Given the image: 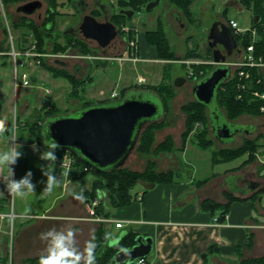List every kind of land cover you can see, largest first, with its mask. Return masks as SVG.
Returning <instances> with one entry per match:
<instances>
[{
	"label": "rangeland",
	"instance_id": "rangeland-1",
	"mask_svg": "<svg viewBox=\"0 0 264 264\" xmlns=\"http://www.w3.org/2000/svg\"><path fill=\"white\" fill-rule=\"evenodd\" d=\"M40 1L43 2V7L37 10L34 15L28 16V18L38 27H42L41 31L43 33L44 26L48 23V16H52L49 14L51 7L56 16L52 38L44 40V50L36 51V48L34 49L35 59H30L31 66L24 69L30 75L29 87H22L21 80L18 88L16 87L15 69L12 58L9 52L0 54V102L3 105L1 116L2 118L11 120V130H13L11 136L7 137L5 135V128L0 126V150H6L12 144L17 146L20 145V150L23 155L18 159L15 165H12L14 172L13 178L19 180L31 169L34 174L33 182L36 185L35 192L28 193L24 197L10 195L7 191L6 181L11 178L12 172L7 166H3L4 179L0 184L2 185L1 188L3 193L7 195L8 208H12L15 213L20 214L21 211H26L30 208L29 205L32 204L34 200L41 198L53 202L62 197L70 198L73 195L81 196L80 201L85 205V208L87 204L96 200L94 196L87 193L90 190L89 188L93 180L92 173L80 175L79 177L81 179L73 184V182H67L66 172L62 170V167L58 165V163L40 159V152L44 150V147L41 144L42 140L40 138L39 125L42 122V118L46 116L45 112L52 108V104L56 106V110L60 113H70L79 110L81 106H83L85 100L94 102V100H96L95 98H98V93L101 88L106 92V97L112 95L114 91H118L121 95H125L135 88L142 89L145 88L144 86H157L163 82L164 76L167 77V83L169 82L173 85L175 95L167 102L168 110L164 115L162 125L155 129L154 146L156 147L170 138L173 141L174 150L172 152H160L158 155H146L137 150V144L129 155L124 168L144 172L149 166V163H153L157 172H175L176 178L187 179L194 169L191 165V161L196 162L201 171L205 167V163L196 161V159L199 158H196L197 154L195 150L189 149L187 151V147H193V149L198 148L206 152L204 155L213 156L215 152L222 149L239 148L245 145L246 141H253L257 146L252 160L245 162L249 158V154H246L239 159L245 162L242 166L239 164L238 167V162L236 164H234V162H228L225 164L224 168L229 169L226 171L222 169L221 172H234L249 165L247 168L252 170L255 168L254 166H256L258 169H262L264 173V113L261 115L247 114L236 120V122L245 121L260 123L262 126L256 134L250 137L228 140V142L225 143L226 146H221L215 142L209 123L206 126L207 133L203 132L204 130L201 127H195L193 130L188 129V114L184 110L185 105L196 100L192 89L193 85L196 83V69L198 66L209 64L216 67L218 65L215 64L212 52L207 44V37L211 27L217 22L224 23L223 20L225 18L237 21L244 30L252 29L254 13L252 10L244 8L239 0H197L193 6L194 16L192 19H187V17L180 12L183 17L184 27L176 20L175 13L178 12V10L166 0H163L152 13H147L144 9L135 11V16L132 19H125L122 26L135 30L137 48H135L133 54L122 52L114 55L108 54L106 56L98 49V44L92 40H84L81 36V40L76 39L77 41H75L73 38L71 39V37L64 36V32H66L70 26L74 28L80 26V17L75 14V10L72 6V2L76 0H52L54 3L49 0ZM102 1L112 5L118 11L120 10L117 6V0ZM229 1L235 2L234 7H225ZM22 4L24 3H8L5 0H0L2 15L0 18V43L7 39L5 45H8V43H11V39H13L15 45L17 44V39L24 38L26 29H18L16 25L14 26V24L19 23L23 17V14L17 12V8ZM159 21L163 24V29L169 40L174 58L172 60L160 61H158L159 59L157 58L158 60L151 63L144 62V60L140 61V59L137 58L139 39L143 37L146 38L147 31L156 30ZM121 31L122 29L119 30L118 33L123 40L126 34ZM27 38L31 41L29 44L34 42L32 32H30ZM79 42L84 43V45ZM33 46L31 49H33ZM64 47L66 49H64ZM194 50H197V55H200L201 58L184 60L188 51ZM102 57H104L105 63L109 64L110 67H108L107 72L101 70L96 72L97 74L95 75L94 81L91 83L92 86L90 85L92 88L91 90L88 89L84 96H82V92L84 90L83 85L87 83L85 79H83L84 83L78 88L77 94H72L74 88L70 82L63 77L57 76V71H66L75 76L78 81H83L78 78L79 74L74 75L73 69L75 65L79 63L83 64V68L85 67V72H87L88 69L94 67L92 64L94 63L93 61H96L95 58ZM239 58L230 56L226 59L225 63L237 61ZM37 59L40 62H37ZM57 60L66 62L67 66L64 67L56 64ZM19 70L20 74L24 72L22 68ZM143 77H145L146 82L139 84V79ZM177 78H184L186 83L181 87H175L174 83ZM88 80L89 79H87V81ZM45 88L51 89L52 92L50 94L43 93V89ZM45 99L49 101L48 103L50 106L43 111L42 108L47 106L44 105ZM120 100L121 98L119 97L117 99H110L109 102H117ZM213 107L214 109H218L219 104L216 102ZM219 109L220 115L223 113L226 117L224 113L225 110L221 107H219ZM220 120L223 121V119ZM204 138L212 140V144L209 145L207 149L201 148L198 144V141H203ZM42 164L45 166L49 164V168L54 169V175L58 179V182L54 184L51 192H42L46 187L47 181V177H44L40 170V165ZM235 165H237L238 168L234 169L233 166ZM218 166H221V164ZM79 173L81 174V172ZM213 176L216 178L215 175ZM259 178L264 180V175H260ZM204 181V183L199 182L198 185L206 184L207 179ZM140 184L146 185L149 183L140 181L134 192L140 189ZM261 191H264V189ZM104 196L105 194H103L102 198ZM225 197L228 198L227 195ZM75 200L78 199L71 200V202ZM3 201L4 199L0 194V204H2ZM67 202L70 201H66L65 203ZM85 211L90 219L95 220L91 217L87 208ZM99 222L100 221H98V224ZM100 227L104 228L103 225ZM100 227L97 229V232ZM10 236L11 233H8L7 239L9 248L11 247V237L13 235ZM92 247L93 244L91 248Z\"/></svg>",
	"mask_w": 264,
	"mask_h": 264
},
{
	"label": "crops",
	"instance_id": "crops-1",
	"mask_svg": "<svg viewBox=\"0 0 264 264\" xmlns=\"http://www.w3.org/2000/svg\"><path fill=\"white\" fill-rule=\"evenodd\" d=\"M138 46L137 58L140 61L151 63L158 60L156 48L149 45L146 38L139 39ZM102 54L106 56L103 52ZM104 57L95 58L96 61L92 64L94 67L87 72L83 64L75 65L74 75L79 74L78 78L87 82L83 85L82 96L88 89L91 90V83L97 71H108L110 66L105 63ZM61 66L65 67L67 63L64 62ZM95 99V103L109 101L112 95L106 97V92L101 88L98 98ZM235 123L254 128L253 133L239 138L253 136L262 126L256 122ZM189 149L195 150L196 158H199L196 159L197 162L205 163L202 171L196 162L191 161L194 169L187 179L176 178L172 184H140L137 193L143 195L141 201L127 207L112 209L108 221L99 224L87 216L85 205L80 201L81 196L76 195L70 198L62 197L53 202L42 198L36 199L26 211L15 213L12 208H8V198L0 184V194L4 199L0 204V262L28 264L27 259L45 254L46 241L40 238L42 232L53 227L65 230L71 227L77 229L74 240L76 248L81 253L78 262L85 263L97 229L101 225L111 235L110 244L118 242L129 232L151 238L153 248L151 254L147 256L149 264H236L240 259L236 252L238 247H242L244 258L264 256V191H261L264 189V180L259 178L260 175H264L263 170L256 166L251 170L247 165L234 172L222 173V169L225 171L229 169L224 168L227 163H221V166L213 165L212 155L206 156L204 155L206 152L198 148L187 147V151ZM233 162L234 164L238 162V167L242 164L241 160ZM237 165L233 166L234 169L238 168ZM62 170L66 172L67 182L74 184L81 179L76 168ZM3 171V166H0V183L4 179ZM206 179V184L198 185ZM226 195L236 197L237 200L231 203L227 219L222 224H217L215 219L220 218L222 211L218 210L215 213L205 211L202 203L211 199L226 204L229 202ZM74 199L78 200L71 202ZM66 201L70 202L65 203ZM116 222H122L124 227L117 229ZM8 233L13 235L10 236V248ZM251 238L252 245L249 247ZM211 246H214V252L205 263L202 255Z\"/></svg>",
	"mask_w": 264,
	"mask_h": 264
},
{
	"label": "trees",
	"instance_id": "trees-1",
	"mask_svg": "<svg viewBox=\"0 0 264 264\" xmlns=\"http://www.w3.org/2000/svg\"><path fill=\"white\" fill-rule=\"evenodd\" d=\"M8 3H27L32 0H5ZM52 1V0H49ZM155 0H117V6L120 9V12L123 10L128 11H141L145 10L146 6ZM172 6H174L178 13L182 12L187 19H192L194 16L193 6L197 0H166ZM53 2V1H52ZM51 2V3H52ZM240 4L248 9L252 10L254 13V20L252 29H255L259 34V38L254 39L252 34L249 32L244 36H235L237 41H239L242 46L247 49L251 44L255 47V56L259 59L262 58L264 61V0H239ZM54 3V2H53ZM54 5V4H53ZM146 12V11H145ZM49 14L52 16H48L47 24L44 26V33L41 31L42 27H38L35 23L32 22L28 18V16H24L21 18V21L16 25V28H25L24 38L17 39V44H15L16 48L19 51H26L32 48L33 45L36 46V51L44 50L43 44L44 40L48 38H52L53 36V28L55 23V13L51 7ZM1 10H0V18H1ZM128 17L122 13L115 17V21L122 26L125 19ZM259 18V21L256 23L255 19ZM30 32L33 33L34 42L29 44L31 41L28 40V36ZM35 32V33H34ZM128 39L135 40L136 33L134 29H129L126 32ZM65 36V35H64ZM65 37H71L75 41H77L74 37L70 35H66ZM146 40L148 44L154 46L157 50V57L160 60H172L174 58L173 51L170 48V43L167 38V35L163 29V24L161 21L158 22L157 29L152 31H147ZM7 39L0 43V54L9 52L11 49L10 43L6 44ZM81 43V42H79ZM84 45V43H81ZM64 49H66L64 47ZM210 49V48H209ZM212 52V50L210 49ZM213 56V54H212ZM184 60L201 58L200 55H197V50L188 51L185 55ZM211 59V58H210ZM215 67L213 65H199L196 69L197 77L196 80H200L206 77ZM251 73V81H247L249 83L250 89L247 92L240 90L239 83L240 79L237 75L231 77L227 82L223 83L217 92V100L219 106L224 109V113L226 114L227 119L230 122L235 123L237 119H239L243 115H261V107L264 106V100H260L255 98L252 95V91L258 90L264 92V85L258 83L259 80L264 81V73L259 69H247ZM58 77H63L67 79L74 90L72 94H77L78 88L84 83V81H78L75 76L66 72V71H57ZM167 77L164 76L163 82L157 86H144L141 90L153 91L158 94L164 101L165 104V113L168 110V100L175 95L174 87L171 83H167ZM126 95V94H125ZM122 95V98L125 96ZM239 95H242V98L239 99ZM108 100L100 101L98 103H107ZM95 104V102L85 100L83 102V106L80 109L88 107L90 105ZM49 105L42 108L43 111L46 110ZM184 110L188 114L187 127L190 130H193L195 127L203 128V132L207 133L206 126L209 123V113L207 115V107L198 102L197 100L189 103L184 106ZM42 111V112H43ZM63 113H60L56 110V106L52 104V108L45 112V118H42V122L39 125L40 129V138L42 140V127L43 123L49 117L57 116ZM163 123V119L160 121L153 122L147 125L143 131L141 132L137 150L146 154V155H158L160 152H172L174 150L173 141L169 138L166 142H162L156 147L155 143V129L161 126ZM11 136V134H10ZM42 144V141H41ZM198 144L201 148L207 149L209 145L212 144V140L204 138L203 141L199 140ZM43 146V144H42ZM257 144L253 143V141H246V144L239 148H226L222 149L218 152H215L212 156L213 164H221L233 162L241 159L246 154H249V158L245 162H249L253 159L256 152ZM44 147V146H43ZM70 151L67 149H56L57 152V160L61 161L65 152ZM75 159V168L81 172V176L87 173H92L93 180L91 184L90 190L87 192L89 195L94 196L95 199H99V205L96 208V212L98 216L109 219L111 216V210L127 207L131 204L138 202V193L134 192L140 181L148 182L151 184H172L174 183L176 177L175 172H157L153 163H149V166L144 172L133 171L129 168H120L114 171H99L95 168H92L88 165L84 160H82L79 156H77L74 152L70 151ZM242 162L241 166L245 163ZM87 168V170H85ZM205 182V181H201ZM103 194L105 196L102 198ZM229 202L226 204L217 203L211 199H207L202 203V208L205 211H209L215 213L218 210L222 211L219 221L223 222L226 219L228 214L230 205L232 202L237 200L236 197L230 196L228 197ZM106 237V238H105ZM137 234L133 232H129L122 236L119 241L111 245L110 233L105 229L100 227L99 231L96 234L95 240L93 242L92 251L89 255V259L87 262L82 263L78 262L77 264H117L115 262V256L118 251L122 249H131L136 244ZM252 245V238L250 239L249 247ZM214 252V246L209 247L208 251L202 255L205 263L209 255ZM237 255L240 258L237 264H264V256L259 258H243L242 255V247H238ZM39 258H30L27 259L26 262L28 264H39ZM127 264V263H125Z\"/></svg>",
	"mask_w": 264,
	"mask_h": 264
},
{
	"label": "water",
	"instance_id": "water-1",
	"mask_svg": "<svg viewBox=\"0 0 264 264\" xmlns=\"http://www.w3.org/2000/svg\"><path fill=\"white\" fill-rule=\"evenodd\" d=\"M161 1L150 2L145 11L153 12ZM234 5V2H230L227 7ZM42 7V1L32 0L20 5L17 12L31 16ZM122 13L127 14L129 18L135 14L134 11L128 10H123ZM175 17L184 27L181 15L175 13ZM258 21L259 18H256L255 22ZM69 32L70 29L64 32V35H69ZM80 32L85 39L97 42L111 55L123 52L125 43L120 38L117 28L109 22L100 23L89 15L85 16ZM207 43L212 50L213 60L218 65L206 77L196 80L192 91L195 99L208 109L214 140L225 144L228 140L238 139L254 131L253 127L230 122L223 113L221 116L220 106L218 109L213 107L216 102L218 103L219 87L231 77L232 68L226 65L225 61L230 56L239 58L242 45L235 38L231 28L221 22L211 27ZM56 63L64 65L60 60ZM185 83L184 78H177L174 85L181 87ZM2 109L3 105L0 102V126L5 128V135L9 137L12 122L10 119L2 118ZM164 115L165 104L158 94L148 90H131L117 102L95 103L74 112L49 117L43 123L42 144L45 146L47 142L55 141L59 145L57 149L74 152L92 168L103 172L114 171L124 167L129 155L138 144L143 129L153 122L162 120ZM116 243L112 242L111 245ZM152 248L151 238L137 236L136 244L131 249L117 252L115 262L130 264L139 258L149 256Z\"/></svg>",
	"mask_w": 264,
	"mask_h": 264
},
{
	"label": "built area",
	"instance_id": "built-area-1",
	"mask_svg": "<svg viewBox=\"0 0 264 264\" xmlns=\"http://www.w3.org/2000/svg\"><path fill=\"white\" fill-rule=\"evenodd\" d=\"M228 24H229V27L231 28L234 36H244L245 34L250 32L254 39H257L260 37L255 29L244 30L240 27L239 23L233 19L229 20ZM10 45H11V49L9 51V54H10L12 61H13V64H14L16 87L18 88L20 80L22 83L21 84L22 87H24V88L29 87L30 86V75L24 69H27L29 66H31L30 59H35L34 58L35 57L34 49L36 48V46L34 45L33 49H29L26 51H19L16 49L13 39H11ZM130 47H131V51L133 53L135 48H137L135 40L130 41ZM242 49H243L242 55L240 56V58L237 61H233V62L225 63V64L229 65L232 68L231 77H233L234 75H237L239 77V79H240L239 88L244 93L250 89L249 83L247 81H249V82L251 81V73L247 69H259L264 73V61L262 60V58L258 59L255 56V54H254L255 47L253 44L248 46L247 49H245L244 47ZM36 56H38V55H36ZM38 61L39 60L37 59V62ZM20 68H22L24 70V72L22 74H20V70H19ZM143 83H145V79L140 78L139 84H143ZM258 83H261L264 85V81L262 82L261 80H259ZM44 92L46 94H50L52 92V90L49 88H45V89H43V93ZM252 95L257 99L264 100V92L254 90V91H252ZM119 97L122 99V95L118 91H114L112 93V99H117ZM241 98H242V95H239V99H241ZM48 102L49 101H47L45 99L44 105H49ZM261 112L264 113V106L261 107ZM12 131L13 130H11V132ZM54 162L58 163L63 169H66V170H71V169L75 168V159H74V157L70 151H67L64 153L61 161H58L56 159ZM85 170H87V168H85ZM142 198H143V195H141V194L138 195L139 201H141ZM98 205H99V199L93 200L91 203L87 204L86 208L88 209L89 214L91 215V217H93V219H95L97 221H100V222L108 221V219H103L97 215L96 208ZM226 219H227V216H226ZM215 222H217V224L223 223V222H220L218 218L215 219ZM115 227L117 229H121L124 227V224L122 222H116ZM0 264H3V263L0 262ZM6 264H11V262L6 263ZM130 264H149V261H148V258L145 257V258H139Z\"/></svg>",
	"mask_w": 264,
	"mask_h": 264
},
{
	"label": "clouds",
	"instance_id": "clouds-1",
	"mask_svg": "<svg viewBox=\"0 0 264 264\" xmlns=\"http://www.w3.org/2000/svg\"><path fill=\"white\" fill-rule=\"evenodd\" d=\"M59 145L55 141L45 144L44 150L40 152V159L43 161H55L57 159L56 149ZM21 146L11 145L6 150H0V166H7L12 176L6 181L7 191L10 195L24 197L28 193L35 192L36 185L33 182V172L29 169L19 180L14 179L12 165L23 155ZM50 164V163H49ZM40 165V170L44 177H47L46 187L42 192H51L58 179L54 175V169ZM43 182V181H42ZM75 230L68 227L66 230L55 227L40 234V238L46 241L45 254L39 258V264H77L81 253L75 246Z\"/></svg>",
	"mask_w": 264,
	"mask_h": 264
},
{
	"label": "flooded vegetation",
	"instance_id": "flooded-vegetation-1",
	"mask_svg": "<svg viewBox=\"0 0 264 264\" xmlns=\"http://www.w3.org/2000/svg\"><path fill=\"white\" fill-rule=\"evenodd\" d=\"M230 2H233V1H229ZM227 3L225 5L226 8H229V7H232V6H229L227 7V5L229 4ZM235 3V2H234ZM72 6L75 10V14L77 16L80 17V26L82 24V21L84 19L85 16H91L93 18H95L98 22L100 23H106V22H109L111 24H113L118 32L119 30L122 29L121 32L125 33L129 30L128 27H125V26H120L116 21H115V17L117 15H119L120 13H122V11L120 12V10L118 11L115 7H113L112 5H109L107 3H104L102 0H76V1H73L72 2ZM234 7V6H233ZM80 8V9H79ZM155 11V10H154ZM152 13V12H151ZM88 14V15H87ZM124 15H126L128 17L127 14L125 13H122ZM181 15V13H179ZM135 16V14L133 15V17ZM133 17L129 18L128 19H132ZM182 17V16H181ZM224 23L226 26L229 27V19H225L224 18ZM182 23H183V17H182ZM222 23V22H221ZM181 25V24H180ZM80 26H78V28H74L73 26H70L68 29H70V32H69V35L74 37L75 39L77 40H81V36L83 37L84 40H88V39H85L84 36L81 34L80 32ZM121 27V29H120ZM67 29V30H68ZM71 29H74L75 31L71 30ZM76 32V33H75ZM120 35V34H119ZM125 40H126V43H125ZM132 41V40H131ZM95 42V41H94ZM123 42L125 43L124 45V49H123V53H132L131 51V47H130V40L128 39V36L126 34L125 38L123 39ZM239 42V41H238ZM97 43V42H96ZM240 43V42H239ZM208 44V43H207ZM241 44V43H240ZM242 45V44H241ZM98 49L101 50L104 54L108 55L110 54L107 50L101 48L99 45H98ZM243 48V46H242ZM243 50V49H242ZM133 54V53H132ZM196 81V80H195ZM134 90H141V89H138V88H135Z\"/></svg>",
	"mask_w": 264,
	"mask_h": 264
}]
</instances>
